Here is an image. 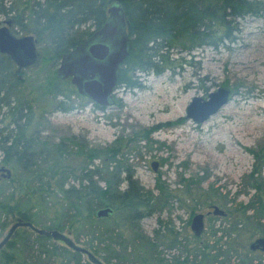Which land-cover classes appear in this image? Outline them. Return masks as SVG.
Listing matches in <instances>:
<instances>
[{"label": "rangeland", "instance_id": "374dc122", "mask_svg": "<svg viewBox=\"0 0 264 264\" xmlns=\"http://www.w3.org/2000/svg\"><path fill=\"white\" fill-rule=\"evenodd\" d=\"M4 1L15 11L23 8L24 0ZM256 1L264 7V0ZM22 18L26 24V11ZM10 19L0 17V27L3 21ZM9 30L15 37L31 35L18 32L14 26ZM87 30L91 32L92 28ZM36 51L38 58L34 65L15 69L19 81L11 86L10 92L28 101L34 111L27 136L34 129L37 131L34 138L37 152H42L39 147L44 142L53 145L63 142L75 153L77 146L68 142L70 138L83 142L86 150L105 149L122 141L124 146L117 159L132 167L133 179L142 190L149 193L152 200L159 197L161 190L163 195L169 193L165 200H161L162 195L154 205L156 210L139 222L145 237L152 239L155 232L158 234L156 252L159 258L167 262L185 255L178 245L167 248L166 237L172 230L178 242H187L186 249L218 243L223 251H228L229 264H237L245 256L251 260L250 264H264V253L248 249L252 241L264 235L255 227L252 229L253 225H246V228L231 226L238 219L241 208L254 199V191L243 179L253 165L248 150L264 147V12L258 17L239 20L232 43H225L215 50L197 49L191 56L174 51L171 59L182 57L183 61H175L171 70L164 69L158 75L136 74L137 87L115 89L114 103L107 108L99 109L79 96L68 81L63 82L72 91L67 101L60 97L53 100L43 94L49 83L57 81L58 60L51 58L46 45H37ZM217 88L229 91L226 105L200 125L185 118V109L193 97L205 99ZM56 101L65 102L71 109L57 110ZM152 127L155 130L148 135L149 141L140 140L141 131ZM85 162L84 157L65 156L64 188L78 186L79 169ZM91 162L88 168L103 167L100 160ZM151 163L156 165L155 171L151 169ZM5 168L10 176L8 179L0 177V202L9 209L16 204L23 210L34 204L33 226L45 229L59 211V197L46 201L45 192L38 190L39 193L29 194L24 181L30 180L31 176L18 168ZM261 177L264 181V167ZM99 186L103 184L99 182ZM123 188L124 184L120 189ZM30 196L36 199L28 200ZM213 206L222 210L224 216L212 215ZM195 214L203 215V231L198 237L192 236L189 230V222ZM113 217L116 222L122 218L120 214ZM16 220L17 216L10 211L0 213L3 223L0 239ZM76 227L61 233L75 243ZM78 233L77 245H80L89 237L85 231ZM57 244L63 246L60 242ZM1 250L9 252L5 247ZM125 256V261L112 260V264H131L139 254L128 247ZM83 259L87 262L85 257Z\"/></svg>", "mask_w": 264, "mask_h": 264}, {"label": "trees", "instance_id": "16d2710c", "mask_svg": "<svg viewBox=\"0 0 264 264\" xmlns=\"http://www.w3.org/2000/svg\"><path fill=\"white\" fill-rule=\"evenodd\" d=\"M112 4L123 11L128 43L127 56L117 70L115 89L137 87L136 74L158 75L164 69L171 70V64L183 61L182 57L171 59L174 51L191 56L197 49L215 50L225 43H232L239 20L258 17L264 12L263 5L256 0H24L21 11H15L0 0V17H11L12 26L17 27L18 32L31 33L38 45L47 46L51 58L56 61L90 35L87 28L97 30L102 26L107 17L106 10ZM24 11L27 12L26 24L22 18ZM15 69L9 58L0 54V166L18 168L29 174L31 179L24 181L29 194L39 193L38 190L45 192L46 201L59 197V211L45 229L63 232L77 225L75 243L79 244L78 232L85 231L89 238L80 245L104 264H112V260L125 261L128 247L139 254L131 264H229L228 251H223L218 243L186 249L187 242H178L172 230L168 231L166 246L168 249L180 246L185 252L184 257L166 262L157 256L158 234L155 232L152 239L145 237L139 222L156 210L154 205L163 191L152 200L149 193L142 190L133 179L132 167L117 159L124 146L122 141L105 149L86 150L83 142L70 138L68 142L77 146L75 153L63 142L56 145L44 142L39 150L45 152H37L34 140L24 136L32 124V107L28 101L10 92L11 86L19 81ZM63 82L54 80L43 94L53 100L60 97L67 101L72 91ZM55 108L61 111L71 109L63 101H56ZM10 126L15 128L9 129ZM153 130L155 127L142 130L140 140L148 142V135ZM248 152L253 165L243 179L254 191V199L241 208L238 219L231 226L253 225L252 229L255 227L264 235V181L261 177L264 147ZM65 156L86 159L79 169L77 187H63L67 170ZM93 160H100L103 167L88 168ZM99 182L103 186H99ZM123 184L124 188L120 189ZM168 194L165 193L161 200H165ZM31 197L35 198L30 196L28 200ZM33 206L23 210L15 204L9 209L0 202V213L10 211L17 219L34 225ZM102 208H110L111 215L96 219L95 211ZM248 211L250 215H245ZM117 214L122 217L118 222L113 217ZM2 226L0 222V228ZM4 247L9 252L0 250V264H89L80 254L27 229H17ZM247 263L250 264L251 260L245 256L237 264Z\"/></svg>", "mask_w": 264, "mask_h": 264}, {"label": "water", "instance_id": "95a60500", "mask_svg": "<svg viewBox=\"0 0 264 264\" xmlns=\"http://www.w3.org/2000/svg\"><path fill=\"white\" fill-rule=\"evenodd\" d=\"M107 17L102 26L94 31L88 39L79 43L59 57L55 69V77L62 81L69 79V84L76 93L92 102L98 107H110L117 80V70L128 53L125 19L122 9L110 5ZM11 20L3 21L0 27V54L5 55L16 70L25 69L35 64L38 58L36 40L32 35L15 37L9 30ZM229 91L217 88L207 94L205 99L193 97L185 109V118L194 125H200L215 115L228 102ZM155 164L150 167L155 171ZM10 172L5 167H0V177L8 179ZM110 208L98 209L94 213L96 219L107 218L111 215ZM214 216H224V212L216 206L211 208ZM190 231L198 237L203 231V215L195 214L190 220ZM17 229H27L35 235L50 238L60 242L68 250L85 257L89 264H104L90 251L75 244L67 236L56 230L38 229L31 223L17 219L7 229L0 239V250L13 237ZM249 251L264 253V237L252 241L248 246Z\"/></svg>", "mask_w": 264, "mask_h": 264}, {"label": "flooded vegetation", "instance_id": "af4514ba", "mask_svg": "<svg viewBox=\"0 0 264 264\" xmlns=\"http://www.w3.org/2000/svg\"><path fill=\"white\" fill-rule=\"evenodd\" d=\"M94 31H96V30H92L91 32H90V35L94 32ZM89 35V36H90ZM33 36V35H32ZM88 36V37H89ZM34 37V36H33ZM88 37L86 38V39H88ZM35 39V38H34ZM86 39H84L82 42H84ZM81 42V43H82ZM38 44H37V41H36V46H37ZM37 52V51H36ZM58 61H59V59H58ZM58 65V64H57ZM28 68V67H27ZM62 81H68L69 82V79H66V80H62ZM92 103V102H91ZM33 112V116H34V111H32ZM31 127V126H30ZM30 127H28V131H29V129H30ZM14 129L15 127L14 126H10L9 127V129ZM28 131L26 132V133H28ZM37 131L34 129L31 133H30V135H24L25 136V138H28V139H33L34 140V138H35V136L37 135V133H36ZM34 142V141H33ZM35 143V142H34ZM37 145V143H35V146ZM123 175H121V177H122ZM210 212H208V213H206V216L209 214ZM189 226H190V222H189ZM189 230H190V228H189ZM191 232V231H190ZM193 236V235H192Z\"/></svg>", "mask_w": 264, "mask_h": 264}]
</instances>
